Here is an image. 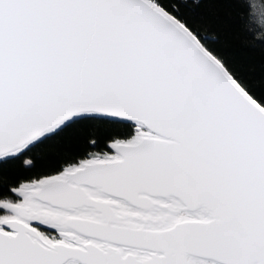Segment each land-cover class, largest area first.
Listing matches in <instances>:
<instances>
[{
	"label": "snow or ice",
	"instance_id": "6c2138e0",
	"mask_svg": "<svg viewBox=\"0 0 264 264\" xmlns=\"http://www.w3.org/2000/svg\"><path fill=\"white\" fill-rule=\"evenodd\" d=\"M0 264H264V5L0 0Z\"/></svg>",
	"mask_w": 264,
	"mask_h": 264
},
{
	"label": "trees",
	"instance_id": "16d2710c",
	"mask_svg": "<svg viewBox=\"0 0 264 264\" xmlns=\"http://www.w3.org/2000/svg\"><path fill=\"white\" fill-rule=\"evenodd\" d=\"M251 2L254 3L257 8H259L261 5H264V0H251ZM259 20L260 17L258 14L251 16L248 20L250 26L257 32L261 30V24Z\"/></svg>",
	"mask_w": 264,
	"mask_h": 264
}]
</instances>
